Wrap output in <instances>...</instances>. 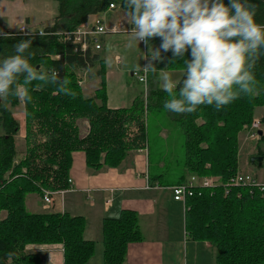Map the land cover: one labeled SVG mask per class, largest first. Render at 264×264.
Segmentation results:
<instances>
[{"label":"trees","instance_id":"trees-1","mask_svg":"<svg viewBox=\"0 0 264 264\" xmlns=\"http://www.w3.org/2000/svg\"><path fill=\"white\" fill-rule=\"evenodd\" d=\"M56 1L59 9L55 23L43 34L0 36V53L5 55L18 41L30 38V50L35 53L30 62L39 68L55 67L61 78L70 80L69 87L76 93L75 98L57 94L52 86L30 91L33 102L25 104V154L19 161L17 136L21 125L14 110L22 101L9 98L7 108H0V264H41V257L29 252L28 245L53 244L63 245L64 264L88 263L95 253V243L84 238L85 217L67 212L32 213L26 208V197H43L45 189H67L74 152L83 151L87 167L100 171L104 166L119 167L131 151L146 149V110L150 105L163 107L167 95L150 82L147 98L137 97L130 107L109 108L104 87L94 98L86 97L78 84L77 71L88 64L92 69L100 62L103 77L104 60L98 54L88 52L84 56L75 51L72 42L63 41L62 35L86 23L90 16L107 12L112 3L125 8L122 0ZM252 2L257 6V21L264 23V1ZM160 42L159 37L149 41L154 48ZM162 55L165 69L182 71V61L172 63L170 51ZM254 71L257 90L251 97H242L220 111L202 105L189 114L168 112L179 122L185 139L186 173L171 185L185 182L187 174L219 176L225 182L240 170L239 134L251 124L257 110L264 109V59ZM83 118L90 125L85 136L78 127ZM260 120L264 131V114ZM256 155L264 156V132ZM260 169H264V163ZM186 208L190 238L210 242L218 264H264V195L259 189L235 186L225 195L223 186L204 188L187 199ZM141 239L135 211L123 210L118 218L105 219V264H123L128 244Z\"/></svg>","mask_w":264,"mask_h":264},{"label":"crops","instance_id":"crops-1","mask_svg":"<svg viewBox=\"0 0 264 264\" xmlns=\"http://www.w3.org/2000/svg\"><path fill=\"white\" fill-rule=\"evenodd\" d=\"M58 9L56 0H0V32L16 34L20 26L25 25L31 33L39 34L54 25ZM103 14L109 31L103 38L104 57L103 50L96 54L104 60V76H101V64L97 62L89 72L91 75L87 77L83 93L92 97L104 87L109 108L130 107L144 91L126 98L130 88L126 75L130 73L134 78L132 73L142 69L147 61L142 58L139 43L137 46L131 39V25L124 20L125 11L117 5L116 9ZM94 16H90L89 20ZM153 63L157 73L162 68L168 72H180L165 69L163 61ZM93 71H96L95 74ZM147 78L148 87L150 82L159 86L151 70ZM135 79L139 82L137 77ZM14 116L21 125L17 139L20 137L25 141L21 134L26 131L24 102ZM148 156L147 147L131 151L119 167L104 166L100 171H94L87 167L83 151L74 152L69 172L73 185L63 194L58 192L53 195L54 206L51 208L45 207L40 195L29 194L26 208L32 213L67 212L72 216L85 217L84 238L95 243V253L87 264H105L103 221L118 218L123 210L128 209L138 215L142 239L128 244L123 264H218L215 247L210 242L190 238L186 230V206L173 199L171 191L166 188L170 183H164L162 178L157 177L158 174H151ZM27 249L41 257V264H64L61 244L28 245Z\"/></svg>","mask_w":264,"mask_h":264},{"label":"clouds","instance_id":"clouds-1","mask_svg":"<svg viewBox=\"0 0 264 264\" xmlns=\"http://www.w3.org/2000/svg\"><path fill=\"white\" fill-rule=\"evenodd\" d=\"M122 4L131 39L147 48L143 69L156 75L160 90L167 94L163 102L167 112L184 115L202 105L220 111L256 93L254 69L264 59V23L257 21L252 0H122ZM154 37L161 41L156 48L149 43ZM31 45L30 38L22 39L10 54L0 53V108H7L9 98L30 104V91L45 86L76 96L70 80L61 78L55 67L39 68L30 62L35 54ZM169 51L172 63L182 61V71L162 68L157 73L153 62L163 60L162 53Z\"/></svg>","mask_w":264,"mask_h":264},{"label":"rangeland","instance_id":"rangeland-1","mask_svg":"<svg viewBox=\"0 0 264 264\" xmlns=\"http://www.w3.org/2000/svg\"><path fill=\"white\" fill-rule=\"evenodd\" d=\"M99 15L104 19V14H99ZM102 46H103L102 56L104 57V40H102ZM139 46H140L139 47L140 52L143 56L144 55L143 52H147V49L144 45L140 43ZM144 60L146 59L144 58ZM142 69L137 71H141ZM95 72L96 71H93V74H95ZM81 75H83V69L77 72V79H79ZM90 75L91 73L86 76V80L87 77L89 78ZM126 76L130 87L127 91L128 93L126 98H128L131 95L134 96L140 94L141 91L142 92L144 91L143 97L147 98V95L149 93V87L147 92L145 93V87L143 83L138 82L135 79V77L133 78L130 75V73H127ZM101 85L103 84L101 83ZM85 87L86 84L83 87H81L82 90ZM94 97L95 96H92L91 98ZM97 103L100 104L101 103L100 100H97ZM106 105L108 106L110 105V103L106 102ZM17 110L18 111L21 110V105L17 107L14 110V112H16ZM263 114H264V109L262 108L258 109L256 116L253 118L251 122V124H253L255 119H259L260 121L259 129H261L262 131H263V125L261 123L260 118ZM145 117L147 122V138H148L147 154L150 153V156H148V161L151 164V174L153 175L154 174L159 175V173L162 174L163 176L161 178L165 181L164 183H170V184L176 183L178 182V179L182 175H185L186 173L184 168L185 139L180 124L176 120L172 119V117L163 107H158L155 105L149 106V108L146 110ZM251 124L248 126H244L243 130L239 134L240 170L246 173H252L255 176H257L260 180L264 181V169H258L256 168V166L249 164L248 162L249 156L256 155L257 144L261 137V135L259 134L257 135L259 137L255 139L251 138V134L257 130V129H253L252 127L250 128ZM78 127L82 136H85L90 131L89 122L85 118L80 119L78 121ZM21 134L24 135L25 137L26 131L25 133H21ZM19 138L20 137H18L17 139L19 146L18 151L20 155L17 156L18 161L21 160L20 158L22 157V154L25 153V146H26L25 141ZM201 177H209V176H201ZM166 188L170 190L169 186H166ZM4 215L5 213H3V216Z\"/></svg>","mask_w":264,"mask_h":264},{"label":"built area","instance_id":"built-area-1","mask_svg":"<svg viewBox=\"0 0 264 264\" xmlns=\"http://www.w3.org/2000/svg\"><path fill=\"white\" fill-rule=\"evenodd\" d=\"M117 5L112 3L108 8L109 11L116 9ZM109 29L106 26L103 18L100 15H95L92 20H88L86 23L82 24L78 28H76L72 32H64L62 35L63 41H71L75 47V51L81 52L84 56L88 52L91 54H95L103 49L102 40L104 36L108 33ZM3 33L4 35L11 33ZM44 33L40 32L39 34ZM16 34H24V35H32L30 31H28L25 25L20 26L19 31ZM3 36V35H0ZM143 43V42H141ZM144 44V43H143ZM145 45V44H144ZM83 69V75L78 79L79 86L83 87L86 84V76L90 72V65ZM148 71L142 69L141 71H134L132 73L133 76L137 77L139 82L143 83L145 87V93L148 90ZM257 129L251 134V138L255 139L259 136L260 121L259 119H255L253 124H251L250 128ZM257 132V133H256ZM143 150V149H142ZM69 187L73 185V180L69 178L68 180ZM218 186H223L225 195H227L231 188L235 186H245L250 188H257L264 195V181L260 180L257 176L252 173H246L239 170L234 176H232L229 180L223 181L219 176H209V177H201L196 174L190 175L187 180L180 184H175L169 186V189L172 193L173 199L176 201L182 202L187 207V199L195 195L196 191H201L204 188H215ZM67 188V189H68ZM65 190L60 191H50L44 190L43 200L45 202V207L51 208L54 206L53 203V195L55 193H64Z\"/></svg>","mask_w":264,"mask_h":264},{"label":"water","instance_id":"water-1","mask_svg":"<svg viewBox=\"0 0 264 264\" xmlns=\"http://www.w3.org/2000/svg\"><path fill=\"white\" fill-rule=\"evenodd\" d=\"M264 1V0H263ZM259 134L262 135L263 131L260 130ZM249 164L256 166V168L260 169L264 163V156L261 155H252L249 157Z\"/></svg>","mask_w":264,"mask_h":264}]
</instances>
